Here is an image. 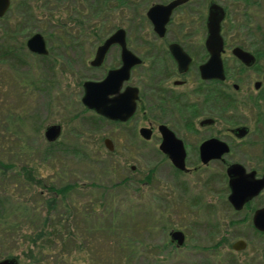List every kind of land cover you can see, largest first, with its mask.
I'll list each match as a JSON object with an SVG mask.
<instances>
[{"label": "rangeland", "instance_id": "obj_1", "mask_svg": "<svg viewBox=\"0 0 264 264\" xmlns=\"http://www.w3.org/2000/svg\"><path fill=\"white\" fill-rule=\"evenodd\" d=\"M150 1L155 0L119 7L114 0H11L0 18V43L19 48L17 57L0 63V118L11 108V115H19L22 122L21 142L16 141L20 148L6 139L0 142V158L14 165L0 182V203L7 212L14 203H24L32 215V222L16 213L6 217L17 224L8 232L0 227V259L15 256L19 264H224L230 254L236 264H264V235L256 236L249 220H238L242 213L234 214L225 204L220 179L202 184L206 173L198 180L175 173L154 151L153 141L138 137L136 131L144 124L143 102L130 123L135 133L130 139L123 133L130 131L125 126L99 121L83 110L81 82L101 77L117 59L112 49L100 67L90 68L96 45L119 25L126 29L130 46L143 55L140 38L151 34L144 18ZM220 1L228 9L223 34L264 36V1L253 16L250 7L243 13L238 0ZM205 10L204 0H190L176 14L202 20ZM189 29L190 35L203 34L197 23ZM33 32L43 36L45 56L26 50L24 41ZM135 72L143 90V70ZM19 79L25 84H18ZM51 123L59 124L61 131L48 142L43 129ZM4 136L11 134L4 131ZM104 136L113 141L112 152L102 145ZM21 165L32 167L45 187L18 173ZM150 172V180L143 183ZM64 184L73 187L63 200L55 196L56 210L43 229L54 237H73L68 236L65 246L57 237L46 248L39 239L34 244L29 236L41 228L43 202L51 196L46 186ZM255 204L264 205V195ZM172 229L185 235L178 247L170 242ZM235 239L246 241L244 252L229 248ZM72 242L81 250L76 252ZM61 250L68 251L65 261L59 258Z\"/></svg>", "mask_w": 264, "mask_h": 264}, {"label": "flooded vegetation", "instance_id": "obj_2", "mask_svg": "<svg viewBox=\"0 0 264 264\" xmlns=\"http://www.w3.org/2000/svg\"><path fill=\"white\" fill-rule=\"evenodd\" d=\"M133 1L114 0V3L120 7L124 6V3L127 4V2ZM170 1H150L146 9H144V18L149 24L151 34L140 38L144 45L143 55L138 54L130 46L126 29L119 25H116L96 45V47L100 45L114 30L122 28L125 48L139 59L138 63L129 67L127 78L122 80L116 92L108 94V98L118 97L126 88L135 87L137 89V97L132 113L124 120L110 119L87 108L81 101L80 103L83 110L93 112L99 121L125 126L130 131H124L123 133L127 135V139H130V134H135L132 133L134 127L130 123L134 120L137 111L141 107L140 104L143 102L144 107L141 113L144 116V124L140 125L136 131L138 137L145 142L153 141L154 151L163 156L167 161L168 167L175 173L193 175L196 180H198L199 175L206 173L205 178L202 179V184L218 182L217 179H220V182L223 183L222 196L225 204L234 214L242 213L238 220H249L251 231L256 236H262L264 231L258 230L253 226L252 216L256 209L264 207L263 204L254 205L257 199L264 195V185L256 193L251 194L249 198L244 200L239 208H234L230 200L232 189L229 185V180L232 177L235 179L240 175L234 170L232 175L229 176L227 168L232 165L240 166L243 169L241 175L244 181L247 182L260 179L264 172V36L223 34L222 27L228 9L220 0H204L206 10L202 20L199 18L192 19L189 16H186L185 20L183 15L176 14L190 0H185L175 5L171 8L163 24L162 34L159 35L153 29L150 19L146 16V11L155 4L165 5ZM230 1L233 2V0ZM238 1L242 4L240 6L244 8L243 13L246 14L248 7H250L248 10L251 13L259 6H262L264 0ZM210 3L218 4L224 11L223 19L220 21L221 50L219 58L223 73L221 79L203 77L200 74V66L206 63L209 58V52L205 46V18L207 7ZM10 4L11 0L9 7ZM250 13L247 16H250ZM195 23L199 24L203 34L190 35V32L193 31L189 28ZM242 24L243 22L240 23V25ZM258 27V25H255V28ZM185 28H188V30L185 31ZM171 45H175L182 52L183 55L180 56V59L174 56ZM112 49L116 50V63L106 68L101 77L83 80L80 84L81 95L79 100L83 95L82 83L84 81H100L109 70L117 69L121 66V46L118 43L109 45L102 61L98 65L90 64L93 53L88 61V66L90 68L100 67ZM236 50L237 52H242V58L234 52ZM140 67L143 70V90L139 88L138 83L141 79L137 81L138 76L135 72V69H140ZM141 127L148 130L147 138L139 134ZM161 131L166 134L165 139H167V134L170 132L174 140L180 142L184 154V169H178L173 166L167 154L160 150L159 144L163 140ZM104 139H107L110 149L105 146ZM169 144L167 141L165 142L167 149H169ZM223 144L226 147V151L222 152L218 157L207 158L206 160L202 158L215 154L218 149L215 146L220 148L221 146L223 147ZM102 145L108 152H112L115 149L113 141L107 136L102 137ZM130 168L133 169L134 167L130 166ZM250 173L251 175L249 176L248 174ZM150 175L151 172L144 176L146 181L143 183H147L150 180ZM244 190L241 187L238 188L236 191L237 198L240 199L242 197L245 193ZM173 230L179 229H172L169 233ZM183 236L185 238L184 233ZM235 240L230 243L229 248L232 251L244 252L247 248L246 241L239 239L244 242V247L240 250H234L231 245ZM170 242L178 247L182 245L184 239L180 245H176L171 239ZM213 246L215 247L216 245L214 244ZM15 259L17 264H19L18 258L15 257Z\"/></svg>", "mask_w": 264, "mask_h": 264}, {"label": "water", "instance_id": "obj_3", "mask_svg": "<svg viewBox=\"0 0 264 264\" xmlns=\"http://www.w3.org/2000/svg\"><path fill=\"white\" fill-rule=\"evenodd\" d=\"M184 1L185 0H171L165 5L155 4L146 11V16L150 19L153 29L158 32L159 35L162 34L163 24L166 21L171 8ZM9 3L10 0H0V18L7 11ZM223 16L224 11L218 4L210 3L208 5L205 18V46L209 52V58L206 63L200 66V74L203 77H215L219 79L223 77L221 61L219 58V52L221 50L220 21L223 19ZM113 43H118L121 46V66L117 69L109 70L106 76L100 81H84L82 83L83 95L80 101L84 106L94 110L96 113H100L110 119L124 120L134 110L137 89L135 87L126 88V90L120 96L113 98H108V94H113L116 92L122 80L127 78L129 67L138 63L139 59L125 48L124 31L122 28L114 30L103 40L100 45L96 47L90 64L98 65L102 61V58L109 45ZM24 45L27 51L37 55H45L48 52L44 38L39 32L31 33L25 39ZM171 48L174 56L180 59V56L183 55L182 52L175 45H171ZM234 52L242 58V52H237V50ZM59 131L60 126L58 124H48L43 130V137L46 141L52 142L59 135ZM161 133L163 134V140L159 144L160 150L167 154V157L173 166L178 169H184V154L180 142L178 140H174L170 132L167 134V139H165L166 134H164V131H161ZM139 134H141V136L144 138H147L148 130L141 127L139 129ZM166 141L170 143L168 145L169 149H167L168 147L165 145ZM104 144L108 149H110L107 139H104ZM215 147L218 148L215 154L202 158L206 160L207 158L218 157L222 152L226 151L224 144L223 147ZM234 170H236L240 176L236 177L235 179L232 177L229 180V185L232 189L230 200L234 208H239L244 200L249 198L251 194L256 193L263 187L264 172L260 179H257L253 182H247L244 181L243 176L241 175L243 169L238 165H232L227 168V174L231 176ZM248 175L250 176L251 173ZM240 187L245 189V193L239 199L237 198L236 191ZM252 224L258 230L264 231V207L258 208L253 212ZM169 237L175 242L176 245H180L184 239L183 233L179 230L171 231L169 233ZM231 247L234 250H240L244 247V242L239 239L235 240ZM0 264H17V261L15 257L9 256L1 259Z\"/></svg>", "mask_w": 264, "mask_h": 264}, {"label": "trees", "instance_id": "obj_4", "mask_svg": "<svg viewBox=\"0 0 264 264\" xmlns=\"http://www.w3.org/2000/svg\"><path fill=\"white\" fill-rule=\"evenodd\" d=\"M17 50L19 51V48L12 45V44H8L6 41L3 43H0V63L2 62H6V60H11L13 59V57H17ZM11 62V61H10ZM18 84H25V81L22 79L18 80ZM11 108L8 109V112L6 113V116H3L0 118V127H2V132L0 135V142H3L5 139L8 140V143L10 142V145L12 147L16 146L18 147L20 144L17 143L16 141H20L21 142V137L19 134V129L20 126L22 125L21 122V118H19L20 116L17 114H13L14 116H12V110H10ZM4 131L6 132H10L11 136H9L10 138H5V136L3 137ZM15 139V140H14ZM1 146V144H0ZM21 147V145L19 146V148ZM13 164L10 162H4L1 158H0V182L3 181L4 178H7V172L8 170L13 169ZM18 173H24L25 174V178L27 180H30L36 184H39L41 187H45V185L41 182L40 179H36V177L33 175V168L30 166H25V165H21L18 168ZM73 185L72 184H64L60 187H54L52 185H48L46 186V189L48 190V192L51 193L50 198H46L44 199V206L46 208V214L44 216H42V221H41V228L37 231L34 232V235H30L29 236V240H31V242H33L35 244V241L39 239L40 241V246H43L46 248V246L53 244L55 242V238L54 235H52V232H48L47 230L43 229V226H45L46 224L51 223V213L55 212L56 210V198L55 196H59L60 200H63L65 197V194L72 189ZM1 199V197H0ZM29 208L24 204V203H14L9 211H4L3 209H1V203H0V227L3 228V230H6L8 232V230H10V225L14 226L17 223H15V221H12L13 223H9V221H7L6 217H8V215H18V216H23V217H27L29 221H31L30 219H32V215L29 216L28 214ZM18 213V214H17ZM29 216V217H28ZM115 218H111L110 221H113ZM32 222V221H31ZM111 225L109 224L107 226V231H109L111 229ZM3 234V233H2ZM4 235V234H3ZM68 236L73 237L71 233H68L67 237L65 236V238L62 235L58 234L57 239L61 242V244L63 246H65V244L68 242ZM66 242V243H65ZM218 243H220L219 241L215 243V245H217ZM72 247L75 248V251H80L81 250V246L80 244H76V243H71ZM68 251L64 252V251H60L58 252V255L60 256L59 258L61 260H66L65 254ZM82 258V257H81ZM82 261V259L80 260ZM226 264H236V260L232 259V255L229 254V257L226 259L225 261ZM73 264V263H71Z\"/></svg>", "mask_w": 264, "mask_h": 264}]
</instances>
